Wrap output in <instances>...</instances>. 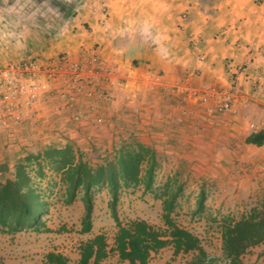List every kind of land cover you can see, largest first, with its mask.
<instances>
[{
    "label": "crops",
    "instance_id": "0c3cea01",
    "mask_svg": "<svg viewBox=\"0 0 264 264\" xmlns=\"http://www.w3.org/2000/svg\"><path fill=\"white\" fill-rule=\"evenodd\" d=\"M40 11L30 0H0V23L12 12L20 22V15ZM55 38L37 55L84 60L96 47L110 71L104 85L110 108L131 106L165 128L184 120L211 141L222 134L224 170L237 161L243 184L256 178L252 169L264 164V144L245 139L264 131V0H83ZM209 89L231 93L229 111L216 114L215 98L203 100ZM53 106L47 101L42 116L38 110L15 131L38 152L64 124L46 117Z\"/></svg>",
    "mask_w": 264,
    "mask_h": 264
},
{
    "label": "rangeland",
    "instance_id": "374dc122",
    "mask_svg": "<svg viewBox=\"0 0 264 264\" xmlns=\"http://www.w3.org/2000/svg\"><path fill=\"white\" fill-rule=\"evenodd\" d=\"M7 16L4 15L6 21L0 23V50L4 51V56L0 55V64L14 58L12 43L21 32V35L24 33L21 28L15 31L12 21L18 22L17 18L14 19L13 14ZM55 39L50 38L44 42V46H50ZM95 64L109 79L110 71L102 61L98 59ZM79 99V101L56 98L51 100L55 104L52 107L54 112H48L46 117L52 121H63L64 124L57 125L56 136L46 144L51 146L71 144L82 153L84 161L91 165L101 164L104 158L110 157L118 141L128 136H133L142 144L153 148L159 163L155 187L161 188L168 178L183 185L172 217L178 226L199 238L207 254L221 256L222 217L239 219L251 208H261L264 203V164L253 168L252 172L256 178L246 185L243 184L242 172L237 170V161L233 165V170H224L222 153L227 145H223L225 143L222 134L211 141L212 137L208 132L195 130L194 128H197L195 125L189 128V123L184 120L169 122L165 128L166 125H159L156 120L151 123L144 121V116L131 106L123 104L121 107L117 106L118 109H112L109 107L110 101L102 100L97 94L92 99L91 106L87 105L82 97ZM46 101L48 100L41 98V107ZM41 107L38 110L42 116ZM81 114H86V119H80L81 121L75 119ZM96 115L101 117L100 123L94 121ZM18 136H20L18 131L13 135L0 128V161L14 162L25 153L38 152L32 149L30 141H21ZM41 185L45 186V180ZM202 188L206 193L205 209L200 214H194L196 196ZM48 200L50 208L44 220L52 232L28 231L13 235L0 233V258L4 264H43L49 252L61 253L74 264L79 258V245L97 234H104L109 247H112L117 227L107 208L108 195L105 190L95 193L92 228L85 234L79 232L83 216V206L79 199L72 205L65 206L61 201V191L55 187ZM161 214V201L152 194H143L142 188L122 192L118 215L123 223L144 220L155 227H162ZM62 227L66 231H56ZM190 258L191 255L173 258L172 249L166 247L153 253L148 264H184ZM242 261L244 264H264V243L250 249L243 255ZM102 264L127 262L120 261L116 254H110Z\"/></svg>",
    "mask_w": 264,
    "mask_h": 264
},
{
    "label": "trees",
    "instance_id": "16d2710c",
    "mask_svg": "<svg viewBox=\"0 0 264 264\" xmlns=\"http://www.w3.org/2000/svg\"><path fill=\"white\" fill-rule=\"evenodd\" d=\"M83 0H30L41 11L29 18L20 15L22 21L13 22L15 31L23 30L13 41L9 62L0 67L18 63L36 55L44 42L54 38L59 28L76 15ZM16 18L17 14L12 13ZM19 21V20H18ZM3 49L0 55L4 56ZM3 53V54H2ZM6 53V52H5ZM17 55V56H16ZM137 60L133 63L136 65ZM245 143L260 147L264 144V131L253 133ZM158 159L153 148L133 136L121 138L113 147V154L101 164L84 161L82 153L71 144L49 146L36 153H25L14 162L0 161V233L13 235L21 232L49 233L44 217L49 213L48 198L53 189L61 191L65 206L77 199L83 206L79 232H90L95 193L105 190L107 208L117 231L112 247L106 236L97 234L79 245V258L74 264H102L110 254H116L127 264H148L151 255L170 247L172 257L191 255L184 264H244L242 261L250 249L264 243V203L253 207L239 219L224 216L220 220L221 256L207 254L199 238L178 226L172 214L183 185L168 178L161 188L155 187ZM38 179V180H37ZM45 180V186L41 182ZM142 188V193L152 194L161 201L162 227H155L144 220L123 223L118 215L123 191ZM206 193L202 188L195 200L194 214L205 209ZM66 231L64 227L56 230ZM0 264H4L0 258ZM43 264H71L61 253L49 252Z\"/></svg>",
    "mask_w": 264,
    "mask_h": 264
},
{
    "label": "built area",
    "instance_id": "2783aa9c",
    "mask_svg": "<svg viewBox=\"0 0 264 264\" xmlns=\"http://www.w3.org/2000/svg\"><path fill=\"white\" fill-rule=\"evenodd\" d=\"M86 53L84 60H70L66 53L56 58L36 54L0 67V128L14 135L18 127L36 114L42 105V97L48 102L53 98L79 101L82 97L89 106L96 94L102 100L110 101L109 91L104 87L108 77L95 64L98 61L96 50L90 49ZM209 97L215 98L216 114L230 110V92L216 89L202 92L203 100ZM86 117L81 114L75 119L81 121ZM101 120L98 115L94 117L96 123Z\"/></svg>",
    "mask_w": 264,
    "mask_h": 264
}]
</instances>
